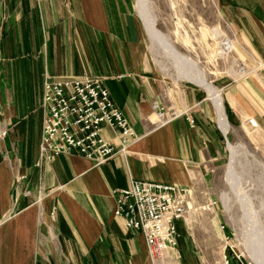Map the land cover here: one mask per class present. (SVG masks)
<instances>
[{"label": "crops", "instance_id": "crops-1", "mask_svg": "<svg viewBox=\"0 0 264 264\" xmlns=\"http://www.w3.org/2000/svg\"><path fill=\"white\" fill-rule=\"evenodd\" d=\"M217 1L236 33L228 47L264 62V0ZM145 35L134 0H0V264H151L142 234L113 215V191L140 180L191 195L218 160L211 102L154 71ZM46 76L99 77L139 137L128 154L97 166L61 154L36 166ZM218 86L228 123L253 118L264 132V86L252 77ZM155 103L178 116L158 124ZM179 234L176 264H202L192 236Z\"/></svg>", "mask_w": 264, "mask_h": 264}, {"label": "rangeland", "instance_id": "rangeland-1", "mask_svg": "<svg viewBox=\"0 0 264 264\" xmlns=\"http://www.w3.org/2000/svg\"><path fill=\"white\" fill-rule=\"evenodd\" d=\"M151 2L158 20L157 29L170 35L178 51L198 61L207 80L218 91L222 81L237 82L244 78L232 76L230 67L238 70L242 65L248 69L253 66L249 64L248 52L236 42L234 51L228 47L230 39L235 40L236 33L217 0ZM135 11L138 15L136 6ZM145 34L147 59L154 71L171 86L195 87L207 98L202 88L189 81L175 83L174 64L160 48L152 47L146 31ZM219 93L222 99L223 95ZM212 117L213 125L221 133L220 156L208 168L202 184L192 191L184 221L178 224L179 231L183 236H192L202 264H225L224 256L229 260L228 264H254L252 257L264 261L261 259L264 258V174L261 172L264 170V132L248 125H230L225 135ZM227 141L244 148L236 153L230 183L225 180L230 161Z\"/></svg>", "mask_w": 264, "mask_h": 264}, {"label": "built area", "instance_id": "built-area-1", "mask_svg": "<svg viewBox=\"0 0 264 264\" xmlns=\"http://www.w3.org/2000/svg\"><path fill=\"white\" fill-rule=\"evenodd\" d=\"M238 70L244 72L241 77H252L264 86V62H256L250 69L242 65ZM42 88L44 117L36 166L61 154L81 156L95 166L101 165L115 155L125 157L139 140L99 77L46 76ZM153 109L158 124L178 116L173 111L167 116L168 110L158 103ZM187 120L194 126L192 118ZM245 123L252 129L259 126L253 118H247ZM103 128L114 133L116 143L100 135ZM5 134L2 131L0 136ZM24 178L18 175L15 181ZM113 196V215L123 220L126 230L142 234L151 264H176L180 260L178 224L188 211L190 190L156 181L130 180L126 188L113 191ZM223 258L228 264L229 260Z\"/></svg>", "mask_w": 264, "mask_h": 264}, {"label": "bare ground", "instance_id": "bare-ground-1", "mask_svg": "<svg viewBox=\"0 0 264 264\" xmlns=\"http://www.w3.org/2000/svg\"><path fill=\"white\" fill-rule=\"evenodd\" d=\"M152 5L153 4L151 0H136V5H135L138 15L142 20L143 26L145 28V31L147 33V36L150 40L152 47L160 48L162 52L166 55L167 59L172 61L171 64H174V70L176 75V79H174L175 82H178L179 80L189 81L190 83L202 88L205 91L207 98L209 99V101L213 105V108L215 109V116L218 127L226 135L230 129V124L226 119L222 99L221 96H219L220 95L219 91L209 82V80H207V76L201 69L200 67L201 65H199L198 61L190 57V55L183 54L180 51H178L177 47H175L173 41L169 37L170 35L164 34L157 29L158 20L156 19V16L153 13ZM169 5L171 6L170 3ZM229 72L234 77L237 76L241 77L244 74V72H242L241 70L240 71L234 70L233 66L230 67ZM227 147L230 153V161L228 164L229 168H227L226 170L225 180L228 183H230L231 182L230 176L234 173V161H236L235 159L236 153L238 152V149L241 148L244 149V148L242 146L235 147L232 144H230V142L228 141H227ZM261 172L262 174H264V170L261 169ZM247 249L248 252L252 254L251 250L249 248ZM222 252H223V247L221 248V253ZM245 254L247 255L246 252ZM249 257L252 256L249 255ZM252 259L254 264H264V261L262 260L260 261L255 257H252Z\"/></svg>", "mask_w": 264, "mask_h": 264}]
</instances>
